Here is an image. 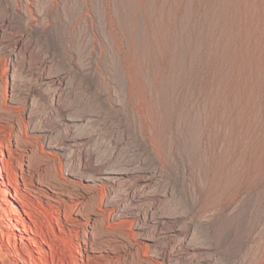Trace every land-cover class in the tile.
I'll use <instances>...</instances> for the list:
<instances>
[{
	"label": "rangeland",
	"instance_id": "374dc122",
	"mask_svg": "<svg viewBox=\"0 0 264 264\" xmlns=\"http://www.w3.org/2000/svg\"><path fill=\"white\" fill-rule=\"evenodd\" d=\"M53 2L47 25L76 83L128 141L95 130L97 144L162 169L201 260L264 264V0ZM5 69L0 59V264H161L175 237L136 235L118 188L71 175L33 130L38 115L28 123L9 101Z\"/></svg>",
	"mask_w": 264,
	"mask_h": 264
},
{
	"label": "bare ground",
	"instance_id": "6f19581e",
	"mask_svg": "<svg viewBox=\"0 0 264 264\" xmlns=\"http://www.w3.org/2000/svg\"><path fill=\"white\" fill-rule=\"evenodd\" d=\"M31 1L0 0V59L4 60L7 70L9 101L23 105L28 123L38 115L36 123L42 126L37 124L33 130L41 135L47 147L57 149L71 175L86 182L102 183L107 194L117 188L120 190L119 199L126 203V209L135 218L136 235H146L150 241L175 237L174 243L160 253L161 264H210L201 260L204 247L195 242V236L187 234L191 225L183 221L184 215L171 204L174 192L162 169L155 163L147 165V159L133 152L115 156L111 149L104 150L97 144L95 130L109 133L115 138V145L128 141L114 124L109 107L100 100V95L92 93L87 83L85 86L76 83L70 63L64 60L65 53H61L64 46L59 44L57 32L47 25L54 0L46 1L40 11L32 7ZM46 27L47 38L44 36ZM102 35L105 39H116L112 31H102ZM127 98L129 100L125 95V104ZM40 100L45 103L41 111L38 109ZM58 131L63 135L54 141ZM110 204L119 206L117 200ZM178 222L181 226H177ZM160 254L155 252L157 256Z\"/></svg>",
	"mask_w": 264,
	"mask_h": 264
}]
</instances>
